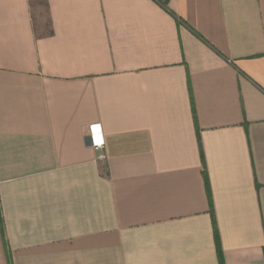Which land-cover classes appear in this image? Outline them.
<instances>
[{
	"label": "crops",
	"instance_id": "0c3cea01",
	"mask_svg": "<svg viewBox=\"0 0 264 264\" xmlns=\"http://www.w3.org/2000/svg\"><path fill=\"white\" fill-rule=\"evenodd\" d=\"M0 264H264V0H0Z\"/></svg>",
	"mask_w": 264,
	"mask_h": 264
},
{
	"label": "built area",
	"instance_id": "2783aa9c",
	"mask_svg": "<svg viewBox=\"0 0 264 264\" xmlns=\"http://www.w3.org/2000/svg\"><path fill=\"white\" fill-rule=\"evenodd\" d=\"M90 135L92 146L98 151L102 150L104 146V141L100 129L97 126L91 127ZM102 158L103 156H100V159Z\"/></svg>",
	"mask_w": 264,
	"mask_h": 264
}]
</instances>
